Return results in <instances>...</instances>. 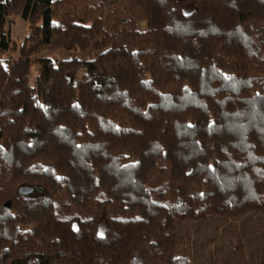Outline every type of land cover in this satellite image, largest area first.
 Here are the masks:
<instances>
[{
    "label": "trees",
    "instance_id": "trees-1",
    "mask_svg": "<svg viewBox=\"0 0 264 264\" xmlns=\"http://www.w3.org/2000/svg\"><path fill=\"white\" fill-rule=\"evenodd\" d=\"M11 16L0 264H188L176 222L264 214V0H0V52Z\"/></svg>",
    "mask_w": 264,
    "mask_h": 264
},
{
    "label": "rangeland",
    "instance_id": "rangeland-1",
    "mask_svg": "<svg viewBox=\"0 0 264 264\" xmlns=\"http://www.w3.org/2000/svg\"><path fill=\"white\" fill-rule=\"evenodd\" d=\"M111 1L107 0V2ZM112 11L111 8L110 12ZM9 20H11L9 25L11 39L16 44L17 50L0 52L1 62L17 57L19 44L29 33L27 21L18 16H11ZM144 27V22L138 23L139 29L142 30ZM90 55L89 51L57 49L44 51L34 56L32 60L48 58L59 61L74 57L88 60ZM37 75L38 65L34 63L30 68L28 83L32 84ZM263 236L264 214L253 211L232 218L214 216L199 221L176 222L172 246L175 254L186 259L188 264H260Z\"/></svg>",
    "mask_w": 264,
    "mask_h": 264
},
{
    "label": "water",
    "instance_id": "water-1",
    "mask_svg": "<svg viewBox=\"0 0 264 264\" xmlns=\"http://www.w3.org/2000/svg\"><path fill=\"white\" fill-rule=\"evenodd\" d=\"M32 191H33V189H32L31 187H29V186H27V185H22V186H20V187L18 188L17 193H18V195H20V196H26V195L31 194Z\"/></svg>",
    "mask_w": 264,
    "mask_h": 264
},
{
    "label": "built area",
    "instance_id": "built-area-1",
    "mask_svg": "<svg viewBox=\"0 0 264 264\" xmlns=\"http://www.w3.org/2000/svg\"><path fill=\"white\" fill-rule=\"evenodd\" d=\"M19 46L22 47V46H23V43L21 42V43L19 44Z\"/></svg>",
    "mask_w": 264,
    "mask_h": 264
}]
</instances>
